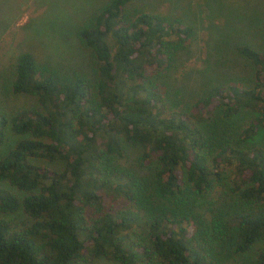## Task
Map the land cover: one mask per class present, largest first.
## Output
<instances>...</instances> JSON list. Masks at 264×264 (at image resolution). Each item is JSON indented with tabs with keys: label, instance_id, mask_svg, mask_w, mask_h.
Masks as SVG:
<instances>
[{
	"label": "trees",
	"instance_id": "trees-1",
	"mask_svg": "<svg viewBox=\"0 0 264 264\" xmlns=\"http://www.w3.org/2000/svg\"><path fill=\"white\" fill-rule=\"evenodd\" d=\"M131 1L77 26L91 76L32 41L11 64L8 88L33 103L0 102V264H264V25L233 44L247 75L186 97L169 77L193 25Z\"/></svg>",
	"mask_w": 264,
	"mask_h": 264
},
{
	"label": "rangeland",
	"instance_id": "rangeland-1",
	"mask_svg": "<svg viewBox=\"0 0 264 264\" xmlns=\"http://www.w3.org/2000/svg\"><path fill=\"white\" fill-rule=\"evenodd\" d=\"M104 0H0V102L6 109L33 103L7 85L11 64L27 41L35 43L45 62L64 71L81 70L91 76L93 59L75 35ZM175 14L193 25L190 43L172 67V84L186 97L197 83L220 74L247 75V62L236 55L238 40L257 42L264 25V0H132L130 8ZM93 76V74H92ZM180 84L183 87H180ZM15 136L9 134L7 143ZM141 148L124 144L120 162L138 167ZM41 163H45L42 161ZM46 165L59 166L60 162ZM19 219V215L17 216ZM83 264H114L101 256Z\"/></svg>",
	"mask_w": 264,
	"mask_h": 264
}]
</instances>
